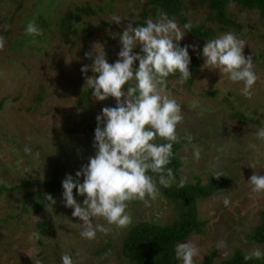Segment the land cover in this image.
Instances as JSON below:
<instances>
[{
  "label": "rangeland",
  "instance_id": "rangeland-1",
  "mask_svg": "<svg viewBox=\"0 0 264 264\" xmlns=\"http://www.w3.org/2000/svg\"><path fill=\"white\" fill-rule=\"evenodd\" d=\"M145 3L0 0V35L5 37V46L0 49V187L33 179L40 181L33 190L43 191L54 177L64 180L66 174H71L75 178L76 171L95 154L96 116L102 108L116 104L112 97L97 101L88 89L87 78L98 75L91 71L95 52L101 44L108 63H114L121 49L119 34L129 23L142 20ZM82 5L94 7L96 13L80 17L72 45H66L56 23L68 10ZM229 12L240 26L238 31L229 32L246 42L244 55L252 57L258 76L251 98L241 95V84L232 83L218 70L204 69L203 58L192 86L171 79L167 88L182 106L184 116L177 126L183 145L178 151L182 165L176 181L184 178L185 183H194L199 177L206 183L217 173L230 178L225 190L199 202L204 230L185 240L200 250L194 264H203L208 257L219 263L238 250L246 254L256 248L264 251V244L251 237L263 218L264 193H253L247 183L253 174L264 175V140L256 137L258 129L264 127V17L239 6H231ZM39 14L51 25L40 40L25 34L28 22ZM114 14L121 17L120 25L112 22ZM147 15L145 21L157 19L151 12ZM187 17L192 24L218 27L205 6H198ZM195 41L185 34L179 43L183 47ZM134 51L139 52L140 46ZM84 66L89 68L87 73L81 72ZM215 91L218 94H210ZM87 92L88 97L84 96ZM155 142L165 141L158 138ZM193 145L201 148L198 161L192 158ZM25 146L33 154L38 152L39 158L26 154ZM158 187L160 195L149 206L139 200L129 203L131 225L123 229L106 225L111 231L98 232L94 240L81 238L82 222L64 206L62 193L54 199L55 204L35 212V198L24 200L25 192L4 190L0 193V264H61L63 254L71 255L74 264H126L118 252L129 227L142 220L167 224L178 215L175 204ZM73 195L82 204L84 197L76 196L75 189ZM225 197L231 201L228 207L223 204ZM43 222L46 225L41 227ZM96 222L106 224L103 219ZM34 232L41 234L36 241L30 239ZM220 241L225 246L217 249Z\"/></svg>",
  "mask_w": 264,
  "mask_h": 264
},
{
  "label": "clouds",
  "instance_id": "clouds-1",
  "mask_svg": "<svg viewBox=\"0 0 264 264\" xmlns=\"http://www.w3.org/2000/svg\"><path fill=\"white\" fill-rule=\"evenodd\" d=\"M112 22L120 25L121 17L114 14ZM192 28L189 22L181 29L164 11L159 12L157 19L149 18L143 25L129 23L119 34L121 49L112 64L108 63L103 46L98 43L91 66V71L98 75L87 78L86 83L97 101L112 97L116 104L102 108L96 116L95 154L76 171L75 178L66 174L62 181L64 206L71 208L72 216L82 222L79 223L81 238L94 240L98 232L108 234L111 231L108 226L127 228L132 223L127 211L131 201L139 200L149 206L160 195L158 185L170 188L176 182L177 176L168 165L174 156L173 146L180 140L177 126L184 116L182 106L167 91V78L178 73L180 84L191 79L189 48L196 51V47H181L179 42ZM25 34L38 37L43 35V29L33 19L26 25ZM245 45L244 40L227 32L205 42L200 56L204 69L218 70L232 83L241 84V95L251 98L258 76L252 57L244 55ZM4 46L5 37L0 35V49ZM137 46H140L139 52L134 51ZM135 62L138 66H134ZM88 71L87 66L81 68L82 73ZM256 137L264 140V127L258 129ZM158 138L165 143L155 142ZM187 139L191 140V135ZM192 148V158L198 161L201 148L197 145ZM24 151L39 158V153L33 154L28 146ZM149 172L156 174L158 181ZM184 183L185 179L181 178L179 186L183 187ZM247 183L253 193H264V175L253 174ZM74 189L76 196L84 197L82 204L74 198ZM46 197L51 205L55 204L51 195ZM230 203L228 197L223 199L225 207ZM98 219L106 224L97 223ZM40 235L34 232L30 239L36 241ZM224 246V241H220L217 249ZM174 254L181 264H194L200 250L191 241L178 242ZM261 257L264 251L256 248L244 259ZM61 264H74L72 256L63 254Z\"/></svg>",
  "mask_w": 264,
  "mask_h": 264
},
{
  "label": "trees",
  "instance_id": "trees-1",
  "mask_svg": "<svg viewBox=\"0 0 264 264\" xmlns=\"http://www.w3.org/2000/svg\"><path fill=\"white\" fill-rule=\"evenodd\" d=\"M145 6L144 12L141 15L142 20L133 21V26L135 24L138 26L143 25L145 19L148 18L147 13L149 12L152 13L154 18H158L159 12L164 11L170 18H174L181 29H183V25L190 22L187 13L192 12L198 6L207 7L211 14V20L217 23L218 27L214 29L205 24H192L190 22L193 28L186 35L196 41L194 45L191 42H188L187 45L195 46L196 51L189 48L191 58L189 71L191 72V79L184 83L187 86L193 85V76L196 72L198 73L200 71L202 60L200 52L204 43L212 38L218 37L222 33L231 30L238 31L240 29L239 24L229 12L231 6H239L243 9L257 11L264 17V0H146ZM147 6L150 7L148 12H146ZM94 13H96V9L90 5L77 6L76 8L68 10L56 23L62 41L66 45H72L73 40L71 37L78 30L75 26L79 23L80 17H88ZM35 21L43 29V35L33 38L43 39L51 29V25L43 14L37 15ZM171 79L179 81V74L177 73L167 78V88L170 87L169 80ZM89 93H85L84 96L88 97ZM210 94H218V91L214 93L210 92ZM40 95L38 96V98L40 97L39 101L42 100L43 93H40ZM238 117L243 118L242 115ZM87 131H92L91 125L87 126ZM205 131L209 135L208 129ZM182 145V140L174 144L172 150L174 156L168 165L176 175L182 165L178 157V151ZM148 174L158 180L156 174L151 172ZM62 181V179L54 177L47 184L46 188L41 191L39 189L33 190L35 183L40 185L39 180L23 179L19 184L14 186L2 185L0 187V193L4 190L7 192L23 191L25 192L22 196L24 200L28 198L36 199L33 210L40 212L51 204L47 200L46 195H51L55 199L59 193H62ZM228 183H230V178L217 173L210 176L206 183L197 177L194 183H184L183 187H180L177 181L170 188L161 186L162 193L176 206L178 212L176 219L167 224H161L151 220H142L134 223L122 238L118 254L124 257L126 264H179L180 262L175 258L174 254L175 244L183 242L194 233H201L204 230L205 222L199 215V202L211 197L217 192L225 190ZM262 215L263 218L260 225L253 230L251 235L252 240L260 244H264V212ZM45 225V222L40 224L41 227ZM246 255L248 254L238 250L230 258L219 263H215L213 257H208L204 260L203 264H264V257L245 260L244 257Z\"/></svg>",
  "mask_w": 264,
  "mask_h": 264
}]
</instances>
